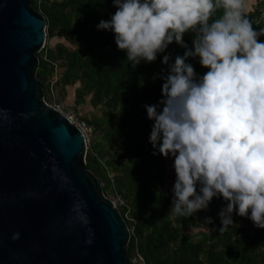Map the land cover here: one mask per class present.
Listing matches in <instances>:
<instances>
[{
    "label": "clouds",
    "instance_id": "1",
    "mask_svg": "<svg viewBox=\"0 0 264 264\" xmlns=\"http://www.w3.org/2000/svg\"><path fill=\"white\" fill-rule=\"evenodd\" d=\"M97 29L115 33L133 66L164 53L160 100L146 103L154 120L153 154L171 157V211L187 216L213 197L227 202L219 231L234 211L264 228V27H254L247 0H113ZM218 13V10H221ZM192 33L191 46L184 39ZM173 41L183 46L173 59ZM198 57L200 74L189 58ZM214 218L206 216L211 223ZM17 231L13 238H18Z\"/></svg>",
    "mask_w": 264,
    "mask_h": 264
},
{
    "label": "trees",
    "instance_id": "2",
    "mask_svg": "<svg viewBox=\"0 0 264 264\" xmlns=\"http://www.w3.org/2000/svg\"><path fill=\"white\" fill-rule=\"evenodd\" d=\"M33 4L46 17L47 36L62 34L66 39L45 45L38 53L37 75L45 99L53 100V90L64 97L74 88L75 105L93 107L87 120L95 137L86 163L103 183L105 194L123 201L119 209L131 229L130 257L140 253L143 264H264V228L248 216L234 211L238 223L219 231L218 212L227 202L222 196L191 215L170 210L173 196L165 187L166 157L153 154L149 135L154 120L144 107L163 95V79L156 74L167 69L164 53L133 66L117 46L115 33L97 29L100 19H110L118 7L113 0H33ZM263 11L261 0L246 12L254 27H264ZM192 35H184L190 46ZM165 51L174 59L184 48L173 41ZM189 59L198 73L207 71L198 57ZM206 216L214 218L211 223L204 220Z\"/></svg>",
    "mask_w": 264,
    "mask_h": 264
},
{
    "label": "water",
    "instance_id": "3",
    "mask_svg": "<svg viewBox=\"0 0 264 264\" xmlns=\"http://www.w3.org/2000/svg\"><path fill=\"white\" fill-rule=\"evenodd\" d=\"M46 26L33 0H0V264H137L84 133L45 99Z\"/></svg>",
    "mask_w": 264,
    "mask_h": 264
},
{
    "label": "rangeland",
    "instance_id": "4",
    "mask_svg": "<svg viewBox=\"0 0 264 264\" xmlns=\"http://www.w3.org/2000/svg\"><path fill=\"white\" fill-rule=\"evenodd\" d=\"M259 1L260 0H255L253 2V0H247V5H248L247 11H249L250 9L255 7L256 3H258ZM58 42H66V39L62 36V34H56L52 37L47 36L45 45L54 46ZM73 89L74 88H70L69 93H67V95H65L64 97L61 95H58V91L56 92V90H53L52 94L54 95V98L49 103L53 104L54 102H57L61 105V107L64 111H66V112L72 111L78 117L90 119L91 114L93 112V107L91 106L90 103H85V104H81V105L76 106L74 103V91H73ZM94 137H95L94 134L92 136H90V143L88 142V147L92 143V138H94ZM166 161H167L168 179H167L165 187H166L167 191L170 192L172 194V196H174V192L172 190L174 180H175V171H174V168L172 167L173 160L171 157H166ZM108 197H110L117 204L118 207L122 203L121 199H119L114 194H110V195H108ZM140 264H143V263L141 262Z\"/></svg>",
    "mask_w": 264,
    "mask_h": 264
},
{
    "label": "built area",
    "instance_id": "5",
    "mask_svg": "<svg viewBox=\"0 0 264 264\" xmlns=\"http://www.w3.org/2000/svg\"><path fill=\"white\" fill-rule=\"evenodd\" d=\"M262 15H264V11L262 12ZM56 79H57V76H55L53 78L52 83ZM50 104H52V103H50ZM52 105L54 107L62 110L67 115V117L70 119V121L75 123L80 128V130L84 133V135L86 137L87 144H88V142L90 143V136L93 135L94 126L87 119L76 116V114L74 112H72V111H68V112L64 111L62 109L61 105L59 103H57V102H54ZM121 202H123V201L121 200ZM133 259H134V261L137 264H140L141 262L143 263V257H142V255L140 253H137L136 256L133 257Z\"/></svg>",
    "mask_w": 264,
    "mask_h": 264
},
{
    "label": "crops",
    "instance_id": "6",
    "mask_svg": "<svg viewBox=\"0 0 264 264\" xmlns=\"http://www.w3.org/2000/svg\"><path fill=\"white\" fill-rule=\"evenodd\" d=\"M254 1H255V0H253V2H254ZM253 2H252V3H253ZM252 6H253V5H252ZM252 6H251V7H252ZM251 7H250V8H251Z\"/></svg>",
    "mask_w": 264,
    "mask_h": 264
}]
</instances>
